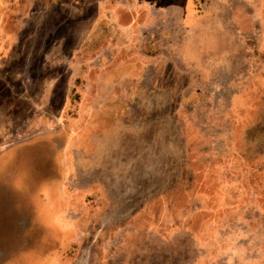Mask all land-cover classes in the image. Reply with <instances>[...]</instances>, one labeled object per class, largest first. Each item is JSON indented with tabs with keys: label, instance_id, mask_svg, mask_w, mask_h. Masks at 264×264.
Here are the masks:
<instances>
[{
	"label": "rangeland",
	"instance_id": "374dc122",
	"mask_svg": "<svg viewBox=\"0 0 264 264\" xmlns=\"http://www.w3.org/2000/svg\"><path fill=\"white\" fill-rule=\"evenodd\" d=\"M229 4L246 24L255 16L246 40L256 46L262 97L248 117L237 112L245 83L236 61L229 81L219 65L214 74L205 60L190 67L172 48L173 34L170 43L145 44L148 63L136 74L116 64L130 61V51L90 42L92 0H0V40L12 44L4 89L20 91L0 97V124H16L0 132V149L37 136L30 148L0 155V260L28 245L18 237L40 233L39 193L29 183L34 173L64 172L59 129L87 106L96 112L97 141L65 154V186L46 187L38 199L99 205V221L74 245L85 264H264V157L246 162L241 151L259 140L264 154V0ZM126 74L129 81L120 78ZM59 214L40 211L44 221Z\"/></svg>",
	"mask_w": 264,
	"mask_h": 264
},
{
	"label": "crops",
	"instance_id": "0c3cea01",
	"mask_svg": "<svg viewBox=\"0 0 264 264\" xmlns=\"http://www.w3.org/2000/svg\"><path fill=\"white\" fill-rule=\"evenodd\" d=\"M92 1L96 3V7L89 40L95 45L94 48L107 42L108 45L105 49L113 50L115 48L113 43H115L116 49L123 48L130 51V61L117 62L118 66H131V71H136L137 74L143 70L145 63H148L149 56L143 52L145 44L149 45L151 41L156 44L159 42L170 43L169 38L176 34V46H172V48L181 52L180 55L186 61V65L190 67L202 65V61L205 60V66L210 67L207 68V71L214 74V66L219 65L224 68L225 79L229 81V75L234 73L230 72L229 67L236 61L238 69L235 73L242 75L245 83L244 87L236 92V96L234 95L237 98V112L245 114L247 117L248 114L259 112L262 97V73L258 71L259 69L253 68L256 48L254 40H246L249 38L246 35L252 34L250 31L252 29L251 20L255 16L248 13L251 20L249 19L246 24L244 12L230 9L229 3L232 0ZM179 36L188 38L185 45H183V41L180 42ZM11 45L8 41L0 40V79L2 80H0L2 82L0 97L6 93L7 96L13 98L20 96L19 90L15 92L14 89H4V72L1 71V68L8 60V50ZM184 50H188L189 53ZM118 54L116 53V55ZM116 55L115 58H121ZM100 56H105V54L101 53ZM130 76L126 74L120 78L129 81ZM132 78L134 77L132 76ZM92 110L94 109L87 106L79 107L78 116L68 118L59 129L63 142L57 145L56 151L61 153L64 172L50 174L45 171L41 172L40 176L34 173V179L29 181L31 189H35L36 194L39 193L34 205V210L36 209L37 213L34 215L33 227L34 229L41 228L40 235L37 233L31 239H29L30 234L26 237H18V240L27 242L28 245L24 244L16 252L2 257L0 264H85V251L74 249V245L83 242L88 227L99 221V205L73 201L72 197H66V202L63 205H57L44 201L45 195L42 190L46 187L51 189L54 186L58 188L65 186L68 177L65 154L75 148L85 151L86 144H90L91 141L95 142L98 131L94 116L96 112ZM15 126L14 121L8 126L1 123L2 136L4 129L15 130ZM16 129L19 131L20 127L17 126ZM47 140L54 141L52 133H50V137H47ZM35 141H37V136L32 135L24 139L23 142L17 140L16 143L15 141L9 143L5 149H0V155L7 152L11 146L22 145L25 148H30ZM259 142L261 141L255 140L249 143L247 140L244 143L241 151L244 152L246 162H260L261 157H264V154H261ZM92 144L95 145V143ZM38 199L44 200L40 202ZM43 209L59 211L60 218L56 221H44L40 215V211ZM96 256L100 257L101 255ZM52 257H55L57 261L50 262L49 259Z\"/></svg>",
	"mask_w": 264,
	"mask_h": 264
}]
</instances>
